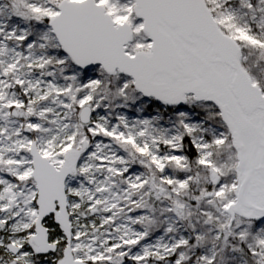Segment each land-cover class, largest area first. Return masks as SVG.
<instances>
[{
  "label": "snow or ice",
  "instance_id": "6c2138e0",
  "mask_svg": "<svg viewBox=\"0 0 264 264\" xmlns=\"http://www.w3.org/2000/svg\"><path fill=\"white\" fill-rule=\"evenodd\" d=\"M0 264H264V0H0Z\"/></svg>",
  "mask_w": 264,
  "mask_h": 264
}]
</instances>
